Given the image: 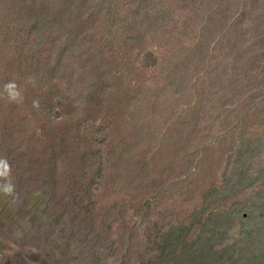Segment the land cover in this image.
I'll use <instances>...</instances> for the list:
<instances>
[{"label":"rangeland","instance_id":"374dc122","mask_svg":"<svg viewBox=\"0 0 264 264\" xmlns=\"http://www.w3.org/2000/svg\"><path fill=\"white\" fill-rule=\"evenodd\" d=\"M13 79L0 264H264V0H0Z\"/></svg>","mask_w":264,"mask_h":264},{"label":"clouds","instance_id":"9594fccd","mask_svg":"<svg viewBox=\"0 0 264 264\" xmlns=\"http://www.w3.org/2000/svg\"><path fill=\"white\" fill-rule=\"evenodd\" d=\"M26 84L36 86V81L29 77ZM0 96H3L8 103L21 104L25 101L24 88H22L16 80H9L4 83L3 90L0 92ZM32 106L34 108L40 107V101L33 99ZM0 194L5 197H16V183L12 173V166L6 157L0 158Z\"/></svg>","mask_w":264,"mask_h":264}]
</instances>
